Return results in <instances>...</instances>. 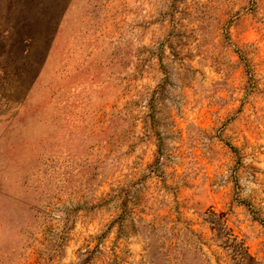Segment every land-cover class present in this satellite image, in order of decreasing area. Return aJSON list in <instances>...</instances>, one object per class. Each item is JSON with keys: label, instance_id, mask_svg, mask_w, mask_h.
<instances>
[{"label": "rangeland", "instance_id": "obj_1", "mask_svg": "<svg viewBox=\"0 0 264 264\" xmlns=\"http://www.w3.org/2000/svg\"><path fill=\"white\" fill-rule=\"evenodd\" d=\"M0 264H264V0H0Z\"/></svg>", "mask_w": 264, "mask_h": 264}]
</instances>
